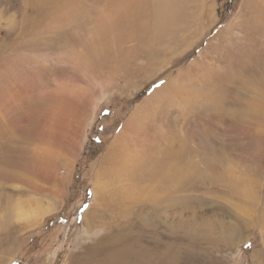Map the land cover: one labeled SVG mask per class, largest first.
I'll list each match as a JSON object with an SVG mask.
<instances>
[{
	"label": "rangeland",
	"instance_id": "374dc122",
	"mask_svg": "<svg viewBox=\"0 0 264 264\" xmlns=\"http://www.w3.org/2000/svg\"><path fill=\"white\" fill-rule=\"evenodd\" d=\"M64 205L20 264H264V0H0V264Z\"/></svg>",
	"mask_w": 264,
	"mask_h": 264
},
{
	"label": "trees",
	"instance_id": "16d2710c",
	"mask_svg": "<svg viewBox=\"0 0 264 264\" xmlns=\"http://www.w3.org/2000/svg\"><path fill=\"white\" fill-rule=\"evenodd\" d=\"M103 113H100L99 116H103ZM98 122L101 121V118L98 117ZM100 125L97 128V131H100ZM95 132V137H98L97 135L98 132ZM96 139V138H95ZM93 139V142L98 143V141L96 142V140ZM77 173H81V171H77ZM79 176V175H77ZM84 194L85 196H89L90 195V190H89V184L84 183ZM79 192H82V190H80ZM79 195V193H77ZM71 204H72V198H70ZM86 198L85 200H81V204L86 205ZM70 204V206H71ZM74 206V205H73ZM68 206H63V209H61V211L58 214H55L52 217H48L45 219L43 226L41 229L34 231L27 239V242L25 244V246H23L22 250L20 251L19 254V258L16 259V262L12 263V264H20L21 261L25 260V257H27L28 253H33L34 248L38 249L39 248V242L42 240H47L48 236L51 234V232H53V230H57V227L59 226V223H64L66 222L69 217L71 216L70 210L68 211V209L66 208Z\"/></svg>",
	"mask_w": 264,
	"mask_h": 264
},
{
	"label": "bare ground",
	"instance_id": "6f19581e",
	"mask_svg": "<svg viewBox=\"0 0 264 264\" xmlns=\"http://www.w3.org/2000/svg\"><path fill=\"white\" fill-rule=\"evenodd\" d=\"M157 10H159V9H157ZM155 19V18H154ZM129 22H131L130 20H129ZM127 23V22H126ZM132 23V22H131ZM140 23V22H139ZM151 24H153V23H151ZM161 24V23H160ZM128 25V24H127ZM137 30V29H136ZM135 30V31H136ZM130 35H131V33H129ZM128 35V34H127ZM120 41H122V40H120ZM140 42V41H139ZM108 53V52H107ZM60 118V117H59ZM129 121V120H128ZM131 121V120H130ZM129 123V122H128ZM127 123V124H128ZM129 125V124H128ZM131 125V124H130ZM126 127V126H125ZM131 127V126H130ZM127 129V128H126ZM130 129V128H129ZM124 131H125V129H124ZM121 136H122V134H121ZM116 145V144H115ZM111 154V153H110ZM115 159V158H114ZM103 163V162H102ZM116 163V162H115ZM119 165V164H118ZM169 168V167H168ZM109 169V168H108ZM115 169V168H114ZM117 172V171H116ZM116 174V173H115ZM97 177V176H96ZM99 178V177H98ZM98 184V183H97ZM96 184V190H94V192H95V194H97V191H99V186ZM95 188V187H94ZM103 189V188H102ZM100 193V192H99Z\"/></svg>",
	"mask_w": 264,
	"mask_h": 264
},
{
	"label": "snow or ice",
	"instance_id": "6c2138e0",
	"mask_svg": "<svg viewBox=\"0 0 264 264\" xmlns=\"http://www.w3.org/2000/svg\"><path fill=\"white\" fill-rule=\"evenodd\" d=\"M250 246H251V245H249V244H246V245H245V247H250Z\"/></svg>",
	"mask_w": 264,
	"mask_h": 264
}]
</instances>
